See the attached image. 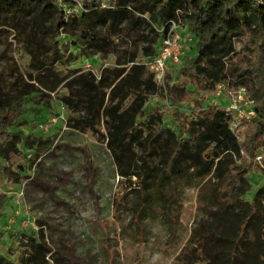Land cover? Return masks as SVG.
<instances>
[{
    "label": "trees",
    "instance_id": "1",
    "mask_svg": "<svg viewBox=\"0 0 264 264\" xmlns=\"http://www.w3.org/2000/svg\"><path fill=\"white\" fill-rule=\"evenodd\" d=\"M170 22L182 23L193 41L182 64L158 83L147 63ZM7 30L30 55L36 86L0 84V179L23 183L25 169H12L8 156L22 146L36 159L50 144L16 128L29 113L30 93L46 90L66 109V127L105 143L121 196L133 194L138 218L176 223L181 193L196 191L224 155H234L236 165L217 184L218 210L201 230L204 261L264 264V183L251 193L248 179L254 166L264 167V0H0V37ZM94 54L102 61L97 72L87 61L89 67H71ZM109 56L113 65L104 66ZM217 85L243 87L252 101L241 139L224 107L178 105L197 106L198 90ZM60 87L65 93H57ZM163 91L169 110L158 101L146 109ZM24 236L21 252L14 259L0 252V264H48L52 249L44 236Z\"/></svg>",
    "mask_w": 264,
    "mask_h": 264
},
{
    "label": "rangeland",
    "instance_id": "2",
    "mask_svg": "<svg viewBox=\"0 0 264 264\" xmlns=\"http://www.w3.org/2000/svg\"><path fill=\"white\" fill-rule=\"evenodd\" d=\"M171 26L183 45L184 55L191 43L190 34L182 23ZM4 34L0 37V84L6 89L23 82L36 86L30 55L14 32L7 30ZM62 37L64 43L70 38ZM239 44L236 42L235 47ZM86 61L96 72L102 65L99 55L94 54L73 62L71 67L83 66ZM181 64V59L169 62L165 73L173 74ZM103 65L112 66L113 56L106 58ZM164 92L148 100L146 109L158 101L169 110ZM47 93H30L29 113L16 128L47 138L50 144L36 159L33 149L22 146L21 152L8 156L6 163L12 169H25L23 183L9 185L0 179V252L14 259L23 249L26 233L42 234L47 240L52 249L48 264H205L202 249L207 238L201 230L218 210L214 198L217 184L228 174V166L236 165L234 155H224L196 191L186 189L181 193V218L176 223L167 226L159 216L138 218L132 209L133 194L125 200L121 196L119 176L105 143L90 132L66 127V109L56 94ZM57 93H65V89L60 87ZM234 94L230 87L217 85L212 90H198L194 103L197 106L192 102L178 105L186 111L212 104L225 107ZM241 109L245 111L247 107ZM248 120L242 119L239 129L235 128L240 131L239 139ZM254 161L261 165L260 157ZM248 179L253 193L264 183V167L254 166Z\"/></svg>",
    "mask_w": 264,
    "mask_h": 264
},
{
    "label": "built area",
    "instance_id": "3",
    "mask_svg": "<svg viewBox=\"0 0 264 264\" xmlns=\"http://www.w3.org/2000/svg\"><path fill=\"white\" fill-rule=\"evenodd\" d=\"M173 24H175V22L169 23L170 26L167 35L162 38L156 54L147 63L148 68L154 73V79L156 80V82L158 81V83L163 81V78L166 74L165 69L167 67V64L169 62H179L180 57L183 54V45L182 43H180L177 33L173 32V28L171 26ZM189 40L192 43L193 39L191 35L189 37ZM89 66V63L84 64V67ZM232 97V101L229 105L225 106L224 109L231 112L232 114L230 123L232 131H238L235 130V128L239 129L241 120H248L253 115V110L251 108L252 101L244 96L243 87L235 90V94L232 95ZM245 106L247 107V109H245V111H242L241 108H244ZM257 158L259 157L257 156Z\"/></svg>",
    "mask_w": 264,
    "mask_h": 264
}]
</instances>
